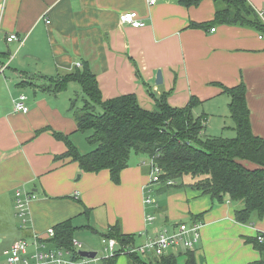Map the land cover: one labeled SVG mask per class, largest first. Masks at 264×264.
I'll return each instance as SVG.
<instances>
[{"label": "crops", "instance_id": "crops-1", "mask_svg": "<svg viewBox=\"0 0 264 264\" xmlns=\"http://www.w3.org/2000/svg\"><path fill=\"white\" fill-rule=\"evenodd\" d=\"M154 1L150 5L149 0H0L1 263L3 252L18 239L31 244L36 237L46 248L57 249L46 231L65 220H72L73 240L79 242L80 231L103 239L119 225L122 233L134 235L131 247L153 238L161 227L175 232L180 224L197 222L202 224L200 238L189 250L196 264H249L260 258L244 239L264 235V214L237 223L234 215L241 202L213 201L192 190L190 182L181 186L175 181L172 186L154 187L158 204L154 209L144 204L149 158L130 157L118 185L107 171L84 173L76 163L55 159L66 146L51 131L69 138L78 132L68 102L61 101L67 95L71 100L74 86L69 84L55 96L36 87L85 62L96 76L103 100L134 94L142 108L155 111L153 100L165 94L172 107H184L195 97L200 104L192 114L203 108L205 132L216 130L209 116L229 104L224 88L243 83L252 131L264 137V39L244 27L188 28L190 23L213 20L212 0L190 8L179 0ZM247 2L257 13L264 10V0ZM124 12H136L144 25H120L118 18ZM11 34L18 40L7 42ZM157 71L162 75L160 85L155 84ZM21 94L27 97L26 113L13 109ZM43 129L48 130L36 135ZM25 193H33L35 199L23 224L15 202ZM147 215L154 217L152 222ZM82 217L85 221L75 225ZM87 242L89 248L82 244V250H97L92 236ZM33 250L28 248L29 253ZM185 251L179 244L169 253L182 257ZM115 264H127V257L119 256Z\"/></svg>", "mask_w": 264, "mask_h": 264}, {"label": "trees", "instance_id": "trees-1", "mask_svg": "<svg viewBox=\"0 0 264 264\" xmlns=\"http://www.w3.org/2000/svg\"><path fill=\"white\" fill-rule=\"evenodd\" d=\"M203 0H179L185 7H197ZM214 17L207 23H190L188 28H211L215 25L244 27L264 34V23L247 0H212ZM214 29V28H213ZM80 86L86 99L76 107L70 100L72 114L78 132H88L87 142L95 148L81 154L68 135L51 131L53 137L66 146V151L56 160L76 163L84 173L107 171L110 181L118 185L121 172L128 167L131 154L147 158L155 157V163L162 171L160 185L167 180L180 181L181 186L190 182V188L217 202L225 199L241 202L242 208L235 211V221L249 223L251 215L261 218L264 214V137L254 135L246 105V88L243 83L226 89L230 97L228 104L230 118L234 123L235 137L203 139V116L194 117L192 110L200 102L191 97L184 107H172L167 95L156 100V110L142 108L134 94L120 95L103 100L96 76L87 62L69 72L46 78L36 88L57 95L68 85ZM24 85L25 82H20ZM31 85V83H27ZM44 130H39L36 135ZM51 242L58 249H66L77 257L72 247L75 228L72 220H65L53 227ZM260 235V234H259ZM258 235L244 241L256 250L260 258L249 264H264V241ZM102 238L116 240L117 251L101 264H115L126 247L134 245V235L122 233L120 226L111 227ZM129 264H196L191 251L182 257L167 253L149 259L147 263L135 253L124 254ZM179 257L183 258L180 263Z\"/></svg>", "mask_w": 264, "mask_h": 264}, {"label": "built area", "instance_id": "built-area-1", "mask_svg": "<svg viewBox=\"0 0 264 264\" xmlns=\"http://www.w3.org/2000/svg\"><path fill=\"white\" fill-rule=\"evenodd\" d=\"M150 5H154V0H149ZM258 15L264 23V13L258 12ZM120 25H128L133 28H140L144 23L139 19L136 12H124L119 16ZM46 24H49V20L46 19ZM214 32L215 29H211ZM259 39H264L263 33H258ZM18 40L16 35H9L6 38L7 42ZM76 67H80L79 64ZM27 97L24 94L19 95L13 101V109L15 112L26 113L28 111L25 102ZM156 157V156H155ZM155 157L149 158V182L145 187L146 193L144 197V204L154 209L158 208L156 201L152 199V193L154 187L161 183L162 171L155 163ZM166 186H172L174 183L171 180H167L164 183ZM35 199L33 193H25L22 197H18L15 202V209L18 216L22 219L24 224V216L28 212L29 203ZM147 221L152 222L154 217L147 215ZM202 224L193 222L189 225L180 224L178 225L175 232L169 231L167 228L161 227L157 234L153 238H149L142 246L126 247L121 253H135L137 255H144L150 252L156 257H160L170 252V250L176 248L179 244L185 248V250H192L194 244L200 238V230ZM54 236L53 228H49L46 231V237L52 238ZM259 242L264 241V235L260 234L257 236ZM33 246V252L29 253L28 248ZM82 243L77 240H72V247L77 251L82 250ZM103 253L101 257H97L98 253L93 259L81 258L77 255L72 256V253L66 249H51L46 248L38 238H34L31 244H28L23 239L16 240L8 249L3 252L4 261L0 264H101L103 259L112 257L117 251V242L114 239H102Z\"/></svg>", "mask_w": 264, "mask_h": 264}, {"label": "rangeland", "instance_id": "rangeland-1", "mask_svg": "<svg viewBox=\"0 0 264 264\" xmlns=\"http://www.w3.org/2000/svg\"><path fill=\"white\" fill-rule=\"evenodd\" d=\"M263 13H264V10H261ZM217 26V25H216ZM72 86H74V88L70 89V94H71V98L70 99H74L75 100V105L76 107H80L82 104H83V99H86L85 95L82 93L81 89H80V86L76 83H71ZM25 93L28 94V90H25L24 91ZM55 96V95H54ZM68 96V95H67ZM64 97L63 99H61V101L64 100V102H68V106H70V100L68 97ZM225 98H227L230 102V99L228 98V96L226 95ZM154 102V107H155V110L157 108L156 106V101L153 100ZM226 102V103H228ZM228 105V104H227ZM227 105H220V108H219V113L218 115L214 116V117H211L209 116V121L210 123H212V126H215L216 127V130L214 132H210V131H202L201 133V137L203 139H207V138H218V137H223V138H233L235 137V130H233V127H234V123L232 122L231 118H230V114H229V110H228V106ZM69 109V107H68ZM202 107H199L197 109L194 110V115L198 117V115H202L200 114L201 111H202ZM206 110V108H205ZM70 115L72 116V114L70 113ZM194 116V117H195ZM211 126V129H213ZM230 128H232V130H230ZM214 130V129H213ZM91 134L90 131L88 132H76L75 135L73 136H70V139L72 141V143L75 145V147L78 149V151L81 153V154H86V153H89L91 152L95 146L93 145H90L88 144L87 142V137ZM135 156H138V155H135V154H131V157H135ZM141 156V155H139ZM79 175V173H77V175L75 176L74 180L77 179V176ZM179 182V181H178ZM157 194L155 193V191H153L152 193V199L154 201H156V196ZM104 208V207H103ZM95 210H101V208H97ZM85 218H79L77 220H75V225H81V223L84 220ZM118 222L121 223V218L118 216ZM95 228V227H93ZM76 235H80L81 237H77L82 244H84L83 248L84 249H88V245H87V239L89 236H92L94 238V240L97 242V250H95L98 255L97 257H101L102 253H103V246H102V239L100 238V236L96 233H92V232H88V231H80L78 233H76ZM144 244V243H143ZM143 244H141L140 246H142ZM140 258L144 261V263H147L149 261V259H152L154 258V256H152V254L150 252H147L146 254L144 255H140ZM180 263L183 262V258L179 257V260H178ZM127 264L128 263V259H127Z\"/></svg>", "mask_w": 264, "mask_h": 264}, {"label": "water", "instance_id": "water-1", "mask_svg": "<svg viewBox=\"0 0 264 264\" xmlns=\"http://www.w3.org/2000/svg\"><path fill=\"white\" fill-rule=\"evenodd\" d=\"M161 83H162L161 71H157V74L155 77V84L160 85ZM96 253H97L96 251H90V250H79V251H77V255L79 257L86 258V259H93L96 256Z\"/></svg>", "mask_w": 264, "mask_h": 264}]
</instances>
